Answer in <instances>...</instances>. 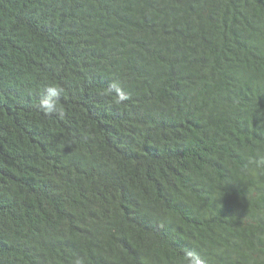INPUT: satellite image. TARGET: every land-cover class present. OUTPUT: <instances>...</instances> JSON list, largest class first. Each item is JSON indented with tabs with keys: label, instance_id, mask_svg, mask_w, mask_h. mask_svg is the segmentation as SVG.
I'll list each match as a JSON object with an SVG mask.
<instances>
[{
	"label": "trees",
	"instance_id": "obj_1",
	"mask_svg": "<svg viewBox=\"0 0 264 264\" xmlns=\"http://www.w3.org/2000/svg\"><path fill=\"white\" fill-rule=\"evenodd\" d=\"M261 157L264 0H0V264H264Z\"/></svg>",
	"mask_w": 264,
	"mask_h": 264
},
{
	"label": "clouds",
	"instance_id": "obj_2",
	"mask_svg": "<svg viewBox=\"0 0 264 264\" xmlns=\"http://www.w3.org/2000/svg\"><path fill=\"white\" fill-rule=\"evenodd\" d=\"M110 92L116 93L115 103L120 104L128 99L125 92L122 91L120 81H111L109 84ZM65 94L63 86L55 81L46 82V87L40 94L38 110L45 115L59 113L61 111V100ZM257 164H264V157H261ZM182 264H205V260L193 252H186L182 257Z\"/></svg>",
	"mask_w": 264,
	"mask_h": 264
}]
</instances>
